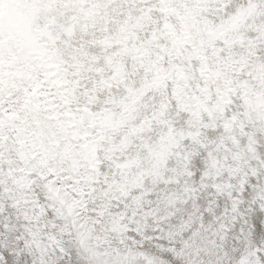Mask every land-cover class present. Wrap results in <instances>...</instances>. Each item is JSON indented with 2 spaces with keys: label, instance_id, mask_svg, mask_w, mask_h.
<instances>
[{
  "label": "snow or ice",
  "instance_id": "6c2138e0",
  "mask_svg": "<svg viewBox=\"0 0 264 264\" xmlns=\"http://www.w3.org/2000/svg\"><path fill=\"white\" fill-rule=\"evenodd\" d=\"M0 264H264V0H0Z\"/></svg>",
  "mask_w": 264,
  "mask_h": 264
}]
</instances>
